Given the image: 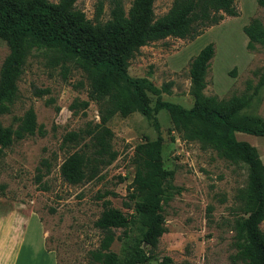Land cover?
<instances>
[{
	"label": "trees",
	"instance_id": "16d2710c",
	"mask_svg": "<svg viewBox=\"0 0 264 264\" xmlns=\"http://www.w3.org/2000/svg\"><path fill=\"white\" fill-rule=\"evenodd\" d=\"M75 1L0 0V41L7 47L0 64V156L14 140L40 132L32 107L15 118V127L1 123L18 96L17 81L26 58L40 55L62 72L71 64L84 77V83L78 81L77 85L85 86L87 98L73 100L68 108L76 112L92 101L97 106L98 120L62 134L59 147L67 154L58 166L61 179L68 184L83 183L115 159L112 131L106 124L113 115L137 111L158 132L154 113L164 109L180 139L197 141L201 148H210L218 157L245 168L244 183L234 195L235 214L229 221L233 251L228 259L229 264H264V231L259 227L264 220V162L255 146L235 136V132L264 136L263 119L244 111L264 86V65L252 71L256 80L253 83L246 79L242 92L225 97L206 94L214 54L213 43H206L187 61L190 107L161 98L162 93L169 92L170 82L156 86L148 76L127 72L129 60L140 46L167 36L192 40L225 16H238L235 0H172L168 10L157 17L153 13L154 0H129L126 10V0H107L108 18L95 17L93 21L74 7ZM255 2L264 10V0ZM101 11L102 3L98 1L96 15ZM241 29L248 51L264 49V26L257 16L250 17ZM228 73L234 74V68ZM47 92L46 88L33 90L35 95ZM148 93L155 96L153 104ZM161 144L157 134L133 147V172L126 188L130 203L123 202L130 212L110 205L107 199L101 201L102 209L93 222L100 238L97 247L88 252L94 264H141L154 257L158 239L165 231L162 202L172 188L171 171L163 166ZM48 168L49 162L42 159L35 167V183L40 185ZM107 194L112 192L104 191L97 197ZM133 220L140 229L131 240L128 227ZM116 229H121V234L116 235ZM120 238L124 246L119 255L110 250V245ZM159 264H171V259L162 256Z\"/></svg>",
	"mask_w": 264,
	"mask_h": 264
},
{
	"label": "rangeland",
	"instance_id": "374dc122",
	"mask_svg": "<svg viewBox=\"0 0 264 264\" xmlns=\"http://www.w3.org/2000/svg\"><path fill=\"white\" fill-rule=\"evenodd\" d=\"M98 1L102 3V11L96 15ZM171 2L154 0V16L164 14ZM235 3L238 16H225L192 40L167 36L140 46L129 60L128 74L148 76L156 86L170 82L169 92L162 93L161 98L189 106L187 61L203 45L212 42L214 54L204 92L219 97L242 92L246 79L253 83L256 80L252 71L264 65V49L257 47L248 51L241 27L254 15L264 26V10L257 8L255 0L252 3L235 0ZM128 5L126 0L125 10ZM74 7L92 21L95 17L108 18L107 0H76ZM6 53V45L0 41V64ZM232 68L234 74L229 75ZM78 81L84 83V77L71 64L62 72L46 58L31 54L18 78V96L11 111L1 117L3 125L15 127V118L32 107L40 128V132L14 140L0 156V216L13 212L32 217L23 246V249L31 247L27 264H39L34 255L35 246L41 244L37 224L44 247L54 254L55 264H94L88 252L97 247L100 238L93 222L102 209L101 201L107 199L110 205L130 212L123 202L130 203L126 188L133 172L130 162L133 147L142 140L154 139L157 134L162 138L161 157L163 166L171 171L172 188L162 202L165 231L158 239L154 257L141 264H159L162 256H168L171 264H229L228 255L233 251L229 221L235 214L234 195L244 183L245 168L218 157L210 148H201L197 141L180 139L172 129L166 110L154 113L158 132L137 111L126 116L113 115L106 124L112 131L115 159L102 167L95 178L83 183L68 184L61 179L58 166L67 154L59 147L62 134L98 120L97 106L92 101L76 112L68 108L73 100L87 98L85 86H78ZM34 88H46L48 92L35 95ZM148 96L153 104L155 96L150 93ZM244 111L259 115L264 122V86ZM236 138L255 146L264 162V136L239 132ZM42 159L49 162V168L39 185L34 181V174ZM104 191L112 194L97 197ZM6 222L7 219H0V241L6 233ZM259 227L264 231V220ZM128 229L132 240L138 236L140 225L133 220ZM115 234H121V229H116ZM123 246L122 238L115 239L110 250L120 255Z\"/></svg>",
	"mask_w": 264,
	"mask_h": 264
},
{
	"label": "crops",
	"instance_id": "0c3cea01",
	"mask_svg": "<svg viewBox=\"0 0 264 264\" xmlns=\"http://www.w3.org/2000/svg\"><path fill=\"white\" fill-rule=\"evenodd\" d=\"M191 104H192V99L190 97V105L186 107H190ZM237 133L239 132H235V136ZM2 218L7 219L6 222L7 229L4 231L6 233H3L5 236L3 235L0 241V264H27L28 261L31 259L30 258L31 247H27L26 249H23V246L25 241V232L28 229L29 221L32 217L21 213L9 212V214L0 216V219ZM37 227L40 234L39 240L41 242L40 247H38V245L35 246V249L37 248L39 249L37 250L34 249V255L37 258V263L55 264L54 254L51 250H47L44 247L42 231L38 224ZM1 228L2 227H0V230ZM32 241L33 240L31 239L30 243H32Z\"/></svg>",
	"mask_w": 264,
	"mask_h": 264
}]
</instances>
